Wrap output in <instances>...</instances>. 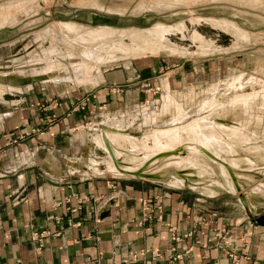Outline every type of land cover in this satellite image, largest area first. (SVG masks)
Segmentation results:
<instances>
[{"label":"rangeland","instance_id":"obj_1","mask_svg":"<svg viewBox=\"0 0 264 264\" xmlns=\"http://www.w3.org/2000/svg\"><path fill=\"white\" fill-rule=\"evenodd\" d=\"M2 18L7 21L0 26L1 77L41 73L50 68L53 76L68 78L76 72L75 66L88 65L85 76L56 82L59 84L0 85V100L6 102L14 100L16 90L95 89L99 73L104 78L100 89L116 96L137 92L127 98L134 102L127 111L112 114L122 124L127 121L138 125L148 112L156 121L169 120L176 112L192 117L208 100L227 105L242 96L245 106H225L213 116L204 113L207 110L201 112L200 118H210L217 126L241 124L240 131L204 124L207 133L216 137L221 151L216 154L212 147L204 150L210 158L205 155L196 160L203 171L179 170L184 174L172 177L177 178L174 184L161 183L192 198L200 194L209 197L207 206L218 212L240 210L239 196L254 191L255 204L264 209V193L257 190L264 181V0H0V23ZM59 23L73 24L79 28V35L105 28L102 42L89 43L104 51L95 55L97 63L86 60L81 48L70 47L64 36L74 35L58 31ZM157 28L170 30L162 46L154 39L147 40L148 48L143 46L142 38L130 43ZM193 32L201 34L207 45L204 52L192 39ZM52 48L56 55L49 54ZM125 69L128 75L133 74V80L117 83L120 80L116 73ZM238 78L241 89L228 88ZM164 100L170 110L161 115ZM130 132L138 143H149V131ZM190 136L192 133L189 137L182 135L180 143L192 141ZM105 156L103 160H107ZM179 156L186 160L187 154ZM130 160L121 162L132 165L135 161ZM154 169H161V164ZM226 202L230 203L227 207Z\"/></svg>","mask_w":264,"mask_h":264},{"label":"crops","instance_id":"obj_2","mask_svg":"<svg viewBox=\"0 0 264 264\" xmlns=\"http://www.w3.org/2000/svg\"><path fill=\"white\" fill-rule=\"evenodd\" d=\"M126 71L117 83L133 80ZM97 77L95 89L16 90L13 101L0 100V264H264V209L255 196L252 206L239 200L242 211L218 212L201 194L105 172L100 132L146 129L112 116L137 92L112 95ZM144 199H157L150 207L160 210L139 225Z\"/></svg>","mask_w":264,"mask_h":264},{"label":"bare ground","instance_id":"obj_3","mask_svg":"<svg viewBox=\"0 0 264 264\" xmlns=\"http://www.w3.org/2000/svg\"><path fill=\"white\" fill-rule=\"evenodd\" d=\"M256 1H258V0H256ZM6 21H7L6 18H2L1 19L2 23H0V26H2ZM190 22H191V24L194 23V21H192V20ZM100 29L101 30L100 31L98 30L97 32L87 31V32H83V35H79V32H80L79 28L74 26L73 24L59 23V26H58V31H60L61 33L68 34V35H74V38H70L66 35L64 36V40L69 43L70 47L81 48V50L84 51V52L82 51L83 57H85L86 60H88V61L92 60L95 63L98 62V58H96L95 55L97 56L99 53L104 52V51L100 50L97 47H92V45L89 46V43L99 42V41L102 42L103 41V39H100V38L102 37V35H104L103 31L105 28H100ZM169 33H170V30L164 29V28H157L153 31L149 30V31H146L143 33L144 36H137L136 39H131L130 43L133 45L135 40H137V38H139L138 40H140V38H142L143 39V46L147 47V43H148L147 40L148 39H150V40L154 39L155 43L158 46H162L163 44H165L166 39L168 37L167 34H169ZM238 33H239V31H238ZM105 34H107V33H105ZM239 34H237V35H239ZM242 34H241V37H242ZM192 39L198 41V43L201 47L200 48L201 52H204V50H205L204 47L207 45H205L202 42L201 34H197V33L193 32ZM157 45H156V47H157ZM98 47H99V45H98ZM120 47H121V45H120ZM138 48H140V47L138 46ZM70 49H72V48H70ZM119 50H120V48H119ZM121 50H120V53L123 52V50L122 51ZM80 53H81V51H80ZM49 54L56 55L55 49L52 48L49 51ZM94 57L96 59H94ZM100 63H103V62H100ZM88 64H89V62H88ZM87 66L82 65V64L80 66H75L76 72L71 74L68 78L63 77L62 75L53 76L51 74L52 70L50 68L45 69L41 73H34V74H28V75L17 73L14 76H3V77L0 76V85H4V86L14 85L16 87H19L23 84H29V82H34V83H37V82H39V83L40 82H43V83L44 82H52V83H54L55 82L56 83V82L66 81V80L71 81L72 79H78L81 76H85V71H87V70H85L86 69L85 67H87ZM238 80H239V78L235 81L232 80L233 82L232 83L230 82L231 84L228 85V88H231L232 90L238 89V88L241 89L242 86H241V83H239L240 81H238ZM214 92H216V90H214L213 92H210V93L213 94ZM249 99H251V98H249ZM205 103H207V104L204 105V107H202L201 110L197 111L196 114L192 117L191 116L186 117V116H184L183 113L176 112L175 113L176 115L173 116L169 120L156 121V117L153 114H151L150 112L142 115V122L144 124L143 127H144V129L148 130L149 133H151L150 140L149 141L146 140V142H149V143H146V144L137 143L136 140L130 138L129 136L121 135L119 133L107 134L105 132H100V138L101 139L99 142H97L96 147L98 146V148L99 147L101 148L100 149L101 151L103 150L104 155H106L107 159H109L111 161L110 166H115V168L117 170L116 171L115 169H113V167L111 168L109 166V164L105 161V163H106L105 164V172H107L109 170L111 173L113 172L116 174L123 175L121 173L122 171L123 172H126V171L127 172H134V171L141 170V171H144L145 174H150V173H147L148 170H155L154 166L161 164V169L154 171L155 173L151 172L152 174H150V175H153L155 177L152 181L162 182L164 184H174L173 180H177V178L174 179L172 177H175L177 175H183L184 173H178L179 170H181L183 167H185V169L188 171L191 169H196L197 171H200L201 169L199 168V165L196 164V160H198V158L200 156L205 157V155L210 158V155H208L205 152L206 150H208L210 147H212L216 151L215 152L216 154H218L221 151V149L216 144V141H217L216 137L212 133H207V131L205 129L206 125H204V124L208 123L209 128H213V129L219 128L221 130H222V128H226V129H232L231 131H240L239 127L241 126V124L237 125V126H231L230 128L229 127L227 128V125L226 126H223V125L217 126L216 124L213 123V120H211L210 118L209 119L208 118H200L201 112H203V110L204 111L207 110V112H204V113H207L208 116H213V114H218L219 110L223 109L225 106H229V107H234V106H239V105L245 106V104H246V102L244 101L242 96L241 97L236 96V98L231 100V102L227 105H224V104L217 105L216 102H214V99L208 100L207 102H204V104ZM161 107H162L161 108V115L167 114L170 110V105L168 104L167 100H164L163 105ZM227 111H229V110H227ZM118 123L119 122L114 121V125H116L115 127L119 126ZM222 123L224 124L225 122H222ZM104 125H103V127H105ZM146 130H144V131H146ZM106 131H107V129H106ZM121 131L122 130H120L119 132H121ZM189 133H192V135H193V137L190 136V138L192 137L191 138L192 141L187 142L186 144L180 143L181 142V136L184 135V136L189 137ZM100 143H103V144H100ZM177 144H179V146L175 148L174 146ZM179 153L181 155L187 154L186 160H184V162H182V163L178 162V160H177V158L180 155ZM104 155H103V158H104ZM153 156H154V160H152V161L154 163L151 164L152 161L149 162L147 160L151 157L153 158ZM128 158H130L131 160H133L135 162H133L132 165H127V164H124L121 162V161L124 162V160H126ZM88 160L90 161V163H93V159L91 157H89ZM145 161H147V162L140 169L138 168L136 170V168L139 166V164H141L142 162H145ZM148 165H150L149 168H148ZM118 166L122 170L119 169ZM201 171H203V170H201ZM105 174H107V173H105ZM124 176H126V175H124ZM177 182H179V181H177ZM257 190L262 191V193H264V181H262L261 185H259L257 187ZM255 194H256V192H254V191L253 192L248 191L245 194L240 195L239 200H240V202H243V203L247 202V206H252V205H254V203L252 202L251 199L253 198V196Z\"/></svg>","mask_w":264,"mask_h":264},{"label":"built area","instance_id":"obj_4","mask_svg":"<svg viewBox=\"0 0 264 264\" xmlns=\"http://www.w3.org/2000/svg\"><path fill=\"white\" fill-rule=\"evenodd\" d=\"M52 125V121L50 120V121H48L47 122V126L46 127H48L47 129H49V127ZM33 133V132H32ZM35 133L37 134V135H43V133H44V130H37V131H35ZM151 202H158V200L157 199H155V200H153V201H150V200H148V199H144V200H142L141 201V212H142V215H141V219H140V222H139V225H143V224H145V223H149V222H151L152 221V219H153V217H152V212H153V210L154 209H156V210H160V208L159 207H150V204H152ZM173 240H176V238H172ZM172 251H173V249H172ZM153 258H156V257H158V255L157 254H152L151 255ZM231 260H232V262H234V263H236L237 262V260H236V257L234 256V255H229L228 256ZM134 258V257H133ZM171 258V261H180L181 260V256L180 255H174V256H171L170 257Z\"/></svg>","mask_w":264,"mask_h":264},{"label":"water","instance_id":"obj_5","mask_svg":"<svg viewBox=\"0 0 264 264\" xmlns=\"http://www.w3.org/2000/svg\"><path fill=\"white\" fill-rule=\"evenodd\" d=\"M123 175H128V176H131V177H135V178H138V179H144V180H153L155 177L153 175H150V174H145L144 171H134V172H121Z\"/></svg>","mask_w":264,"mask_h":264}]
</instances>
